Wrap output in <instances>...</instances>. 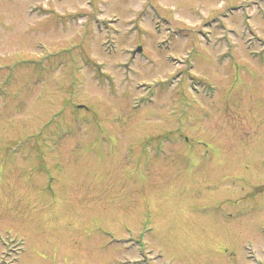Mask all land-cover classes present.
<instances>
[{
  "label": "rangeland",
  "instance_id": "rangeland-1",
  "mask_svg": "<svg viewBox=\"0 0 264 264\" xmlns=\"http://www.w3.org/2000/svg\"><path fill=\"white\" fill-rule=\"evenodd\" d=\"M14 240L16 264L263 253L264 0H0V264Z\"/></svg>",
  "mask_w": 264,
  "mask_h": 264
},
{
  "label": "flooded vegetation",
  "instance_id": "flooded-vegetation-1",
  "mask_svg": "<svg viewBox=\"0 0 264 264\" xmlns=\"http://www.w3.org/2000/svg\"><path fill=\"white\" fill-rule=\"evenodd\" d=\"M188 260L193 262V264H205V262H208L209 260V254L204 251H199L198 253H190L188 254ZM254 259V260H253ZM246 262H250L253 264H264V252L255 254V256H251L250 253H245L240 259L238 258L237 261H235V264H246Z\"/></svg>",
  "mask_w": 264,
  "mask_h": 264
},
{
  "label": "bare ground",
  "instance_id": "bare-ground-1",
  "mask_svg": "<svg viewBox=\"0 0 264 264\" xmlns=\"http://www.w3.org/2000/svg\"><path fill=\"white\" fill-rule=\"evenodd\" d=\"M70 167H72V166H70Z\"/></svg>",
  "mask_w": 264,
  "mask_h": 264
}]
</instances>
